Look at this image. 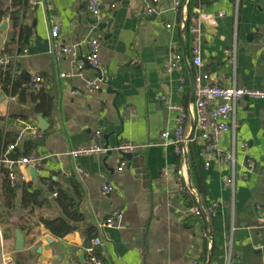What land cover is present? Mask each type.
<instances>
[{
    "label": "crops",
    "instance_id": "0c3cea01",
    "mask_svg": "<svg viewBox=\"0 0 264 264\" xmlns=\"http://www.w3.org/2000/svg\"><path fill=\"white\" fill-rule=\"evenodd\" d=\"M88 1L26 0L19 27L30 32L29 39L24 45L15 41L7 56L4 48L18 30L12 29L8 16L0 23L6 25L0 30V61H9L14 76L29 87L28 94L34 92L32 79L37 76L43 80L38 90L53 98L51 113L43 118L33 112L30 96L19 102L0 86L1 138L14 141L7 147L14 146L17 153L23 152L24 141L33 139L36 148L28 156L43 159L38 170L13 169L15 192L10 201L8 171L0 164V255L10 254L17 264H84V250L91 240L88 232L94 231L102 239L96 253L105 264H190L194 260L224 264L229 253L231 264H264V102H239L234 112L237 130L225 132L217 143L220 155L234 154L233 188L223 183L230 170L219 157H212L205 169L198 152L205 195L197 194L186 165L184 187L190 193L186 197L176 175L182 162L161 141L162 132L174 129L176 112L160 101L164 97L165 103L185 108L192 102L193 77L198 73L209 75L217 86L264 91V0H206L198 8L216 21L214 28L200 23L199 69L190 65V35L186 36L171 0H158L157 5L152 0H98L101 15L96 29ZM148 7L156 14L144 15ZM4 9L12 12L17 7L13 0H0V10ZM49 17L59 27L55 40L49 34ZM99 25L104 28L98 30ZM90 39L101 43L103 82L98 91H90L88 83L100 75L87 65L81 72L76 69ZM61 46L71 52L57 58ZM175 52L183 57L184 68L166 72ZM109 82L112 93H108ZM128 108L133 113H126ZM38 117L45 123L44 132L39 130ZM35 128L37 138L32 137ZM39 139L43 141L38 144ZM95 144L111 151L106 156H68L71 150ZM116 144L134 147L122 172L117 171L123 160L113 150ZM248 162L254 163L253 169L247 170ZM75 169L82 173L76 174ZM72 176L74 186L67 183ZM49 180L69 191L82 216L80 222L69 223L73 231L61 239L42 224L64 218L46 190ZM25 184L44 191L31 211L21 205ZM104 184L111 187L110 194L101 192ZM210 205L214 211L208 220L191 213L193 208ZM116 210L121 216L115 227H103ZM15 230L23 236L21 251L15 250Z\"/></svg>",
    "mask_w": 264,
    "mask_h": 264
},
{
    "label": "built area",
    "instance_id": "2783aa9c",
    "mask_svg": "<svg viewBox=\"0 0 264 264\" xmlns=\"http://www.w3.org/2000/svg\"><path fill=\"white\" fill-rule=\"evenodd\" d=\"M173 9L175 12L182 16L181 24L184 29L186 7L184 0H171ZM153 5L158 4V0H152ZM32 6V4H31ZM48 10L50 8L48 7ZM87 11L93 20L92 27L96 29L99 24V18L101 15L100 3L98 0H89L87 3ZM156 14L153 7H148L144 11V15L152 16ZM195 16L192 18V24L189 28V34L192 38L191 60L190 65L199 69L201 67V30L200 23L205 22L209 27L214 28L216 21L214 18L206 14H201L198 9L194 11ZM49 34L51 39L55 40L59 35V27L56 21L49 17ZM87 52L82 61L77 62L76 69L81 72L85 65L91 70L97 72L100 78L93 82L88 83L90 91H98L103 82L102 73L99 64V51L101 43L98 39H90L86 42ZM25 53V51H23ZM70 49L66 46H61L55 52L57 58L67 57L70 54ZM264 59V53H262ZM6 58L0 61V65L5 67L8 64ZM184 59L178 53L175 52L165 71L171 70L182 71L184 66ZM61 78H67L68 75H60ZM41 77H34L32 79V91H37L42 84ZM244 100H256L264 102V91L248 90L237 87H221L213 84L209 75L198 73L193 77V99L190 104L185 108L180 106H172L165 103V98L161 97L160 101L164 103L165 109L175 111V127L171 131H164L161 134V141L163 147L172 148L173 154L179 158L182 162V168L176 171L177 180L180 184L185 185L187 183L186 178V160L185 157L188 153V148L195 142L200 143V156L204 160V168L209 166V163L214 156H218L221 164L230 170V174L223 177V183L226 187L233 188L234 186V154L226 153L221 154L217 151V143L220 137L228 131L233 134L238 128V124L234 119V112L236 105ZM126 113H133V109H126ZM188 129H186V125ZM39 136L38 129H33L32 137L37 138ZM14 146L6 147L5 152H0V164L4 165L7 169V177L10 182V187L14 188V174L13 169L19 166H27L32 170H38L42 165V158L34 154L22 157L17 160H10L7 158L8 153L14 150ZM116 153L131 154L134 152V147L131 145L120 144L113 149ZM111 150L103 147L102 145L95 144L90 147L77 148L69 151L68 156L72 159L85 156H106ZM126 167V162L123 160L119 163L117 168L118 172H122ZM247 170L254 168V163L248 162L246 166ZM76 174H81L82 171L75 169ZM71 174H66L69 178ZM192 194H195L193 190L189 189ZM103 194H110L111 187L104 184L101 187ZM52 196L55 198L56 194ZM214 211V205L206 207L193 208L191 213L197 218H204L208 220ZM121 211H114L103 223V227L113 228L120 219ZM204 238L207 235L204 234ZM102 239L99 236L92 238L88 245L85 247V261L84 264H105L104 260L97 255V251L102 247ZM232 255L229 253L224 264L232 263ZM0 264H17L12 256L6 252H2L0 255ZM190 264H205L199 261H191Z\"/></svg>",
    "mask_w": 264,
    "mask_h": 264
},
{
    "label": "trees",
    "instance_id": "16d2710c",
    "mask_svg": "<svg viewBox=\"0 0 264 264\" xmlns=\"http://www.w3.org/2000/svg\"><path fill=\"white\" fill-rule=\"evenodd\" d=\"M186 1V15H185V23H184V32L186 36L189 37V28L192 24V18L195 16L194 11L199 7L206 5V0H184ZM13 5L17 7L16 11L10 12L8 9L0 10V23L3 17L8 16L11 22L12 29L16 33H13L10 39V42L5 46L3 54L10 55L11 50L9 46L12 45L15 41H18L20 45H24L27 43L29 39L30 32H28L24 27H19L20 23V11L22 8L25 9L27 2L26 0H13ZM182 17L179 16V20L181 21ZM19 27V28H18ZM189 43L192 45V38L190 36ZM192 49V48H191ZM1 89L5 93H9L11 96L16 97L19 102H22L24 97L30 96L31 101L34 103L33 112L41 116L43 118H48L52 105L53 98L46 92L42 90L34 91L32 94H28L27 91L29 87L24 86V84L14 76L12 66L7 64L2 68L1 71V79H0ZM14 144L12 142H5L0 136V152H5L7 145ZM36 148L35 140L29 139L24 141L23 143V152L17 153L14 150L8 153L7 158L10 160H17L21 157L28 156L33 150ZM199 147L195 144H191L188 148V153L186 155V165L188 171L192 177V182L195 187V190L199 196L205 195V189L202 186L200 172L198 168V160L197 155L199 152ZM7 178V172H6ZM68 185L74 186L76 185V178L72 176L67 180ZM49 193L56 194L55 202L63 213L64 218L52 220V221H42L44 227L56 238H63L69 233L73 231V228L69 223H78L82 220L81 214L78 212L77 201L70 195L68 190L63 189L58 183L49 180L47 184V189ZM182 190L184 192V196L189 197V191L182 184ZM7 199L10 201L14 197V189L10 188L8 183L7 187ZM44 191L41 189H32L29 184H25L22 186V201L21 205L25 210L31 211L34 207L39 205L40 198L43 196ZM189 194V195H188ZM94 231H89L88 236L89 239L96 237L94 235Z\"/></svg>",
    "mask_w": 264,
    "mask_h": 264
},
{
    "label": "water",
    "instance_id": "95a60500",
    "mask_svg": "<svg viewBox=\"0 0 264 264\" xmlns=\"http://www.w3.org/2000/svg\"><path fill=\"white\" fill-rule=\"evenodd\" d=\"M5 24H3L1 27H0V30H4L5 29ZM104 28V25H99L98 26V30H101ZM107 86L109 87L110 86V82L107 83ZM108 93H112L110 87L108 88ZM38 121H39V130L40 132H44L45 131V123L43 122V119L38 117ZM43 140L42 139H39L37 140V143H41ZM118 146V144H116V147ZM122 160H126V161H130L133 157L132 154H124V153H117ZM185 160H186V157H185ZM32 173H34V171H32ZM35 174V173H34ZM15 239H16V246H15V250L16 251H21L22 250V247H23V236L21 235V233L18 231V230H15Z\"/></svg>",
    "mask_w": 264,
    "mask_h": 264
}]
</instances>
